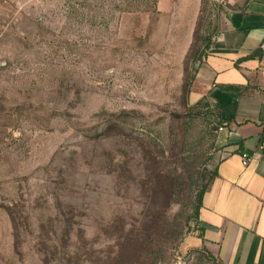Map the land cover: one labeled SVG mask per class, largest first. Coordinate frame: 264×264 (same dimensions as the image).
I'll list each match as a JSON object with an SVG mask.
<instances>
[{
  "label": "rangeland",
  "instance_id": "rangeland-1",
  "mask_svg": "<svg viewBox=\"0 0 264 264\" xmlns=\"http://www.w3.org/2000/svg\"><path fill=\"white\" fill-rule=\"evenodd\" d=\"M249 1L0 0V264H225L193 80Z\"/></svg>",
  "mask_w": 264,
  "mask_h": 264
},
{
  "label": "crops",
  "instance_id": "crops-1",
  "mask_svg": "<svg viewBox=\"0 0 264 264\" xmlns=\"http://www.w3.org/2000/svg\"><path fill=\"white\" fill-rule=\"evenodd\" d=\"M173 5L159 0L158 10ZM193 82L192 100L219 123L198 215L202 245L225 264H264V0L230 15Z\"/></svg>",
  "mask_w": 264,
  "mask_h": 264
},
{
  "label": "trees",
  "instance_id": "trees-1",
  "mask_svg": "<svg viewBox=\"0 0 264 264\" xmlns=\"http://www.w3.org/2000/svg\"><path fill=\"white\" fill-rule=\"evenodd\" d=\"M156 3H158V0H157V2ZM207 187V186H206ZM206 187L201 191V193H200V195H199V204H198V209H197V214L199 215V210H200V208H201V205H202V200H203V196H204V194H205V190H206Z\"/></svg>",
  "mask_w": 264,
  "mask_h": 264
},
{
  "label": "built area",
  "instance_id": "built-area-1",
  "mask_svg": "<svg viewBox=\"0 0 264 264\" xmlns=\"http://www.w3.org/2000/svg\"><path fill=\"white\" fill-rule=\"evenodd\" d=\"M220 130H222V128H219ZM242 161H243V164L246 166L249 164L250 162V156L246 153H243L242 154Z\"/></svg>",
  "mask_w": 264,
  "mask_h": 264
}]
</instances>
